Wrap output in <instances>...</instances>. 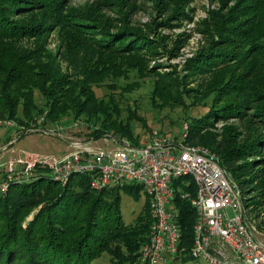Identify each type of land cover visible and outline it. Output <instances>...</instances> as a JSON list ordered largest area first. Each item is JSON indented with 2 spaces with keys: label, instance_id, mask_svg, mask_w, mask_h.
Listing matches in <instances>:
<instances>
[{
  "label": "trees",
  "instance_id": "16d2710c",
  "mask_svg": "<svg viewBox=\"0 0 264 264\" xmlns=\"http://www.w3.org/2000/svg\"><path fill=\"white\" fill-rule=\"evenodd\" d=\"M154 1L172 6L165 9L162 25L187 15L189 0ZM229 1L214 15L210 42L191 60L188 75L162 77L148 66L150 56L164 45L162 37L153 39L127 24L113 28L92 8L71 7L68 0H0V119L19 125L17 140L35 132L27 127L38 122L44 126L73 118L87 124V138L109 136L138 146L142 136L135 121L143 118L136 107L125 112L124 93L155 72L154 104L185 108L189 89L182 78L206 73L192 94L201 92L209 110L187 115L191 120L183 142L201 144L219 157L249 205L264 212V0ZM11 9L21 18L14 23L7 14ZM55 24L65 36L54 53L46 42ZM132 72L138 79L131 80ZM122 78L125 85L119 83ZM103 85L110 91L102 96L96 89ZM231 119L235 122L223 124L221 131L213 129L215 121ZM92 176L76 173L63 184L51 176L48 165L36 163L28 177L9 180L7 190H0V264H100L96 260L104 252L111 255L106 264H140L153 221L149 202L146 198V213L128 223L121 192L138 200L143 186L94 189ZM175 184L195 194L193 181L186 185L181 177ZM173 203L182 249L170 264L192 263L197 213L179 192Z\"/></svg>",
  "mask_w": 264,
  "mask_h": 264
},
{
  "label": "built area",
  "instance_id": "2783aa9c",
  "mask_svg": "<svg viewBox=\"0 0 264 264\" xmlns=\"http://www.w3.org/2000/svg\"><path fill=\"white\" fill-rule=\"evenodd\" d=\"M4 122L10 123L7 119ZM54 124V128L61 129L60 122ZM109 140L121 148L112 151L94 147L91 143L95 140L91 139L75 142L74 151L61 157H9L7 179L0 181V190L5 192L11 179L28 177L36 163L48 165L51 176L63 184L76 173L93 175L94 189L141 184L153 221L149 241L141 249L140 264L166 263L182 249L177 211L172 209L179 192L183 198H190L197 213L191 248L195 264H264V217L258 221L264 212L249 205L239 184L208 148L201 144L163 142L158 130L146 135L138 146L128 139ZM2 164L5 162L0 163V172ZM181 177L186 185L191 181L195 184L193 196L182 184H175Z\"/></svg>",
  "mask_w": 264,
  "mask_h": 264
},
{
  "label": "rangeland",
  "instance_id": "374dc122",
  "mask_svg": "<svg viewBox=\"0 0 264 264\" xmlns=\"http://www.w3.org/2000/svg\"><path fill=\"white\" fill-rule=\"evenodd\" d=\"M225 0H189L186 10L187 15L182 16L180 20H170L171 25H165L160 22L165 19L168 12L165 10L168 8L170 11L172 6H158L154 0H68V6L82 9L81 7L92 8L94 12L101 15L107 24H110L113 28L118 25H130L148 34L153 39L160 37L161 41H164V45H161L158 53L150 56L149 67L156 68L157 75L164 77L166 75L182 76L188 75V67L191 60H194L198 53L209 44V32L213 28V19L217 11H221L223 8L222 2ZM229 0H226L228 2ZM234 0H230L229 4H232ZM10 17V21L21 19L17 13H14L11 9L7 12ZM55 24L52 28L47 42L48 47L54 53L59 49V45L64 39V30H59L60 27ZM94 36L99 37L97 32ZM29 45H35V40L32 43L26 40ZM23 44L25 42H22ZM25 45V44H24ZM63 67L67 66V63L62 61ZM155 72L147 77L141 78V85L132 91L125 92L121 100V104L125 112L128 108L136 107L137 113L143 121H135L136 132L142 136V141L146 135H151L153 130L160 132V137L163 142H169L170 140L175 144H180L187 136L189 131V116H201L209 110L208 104H202L205 99L201 96V92L194 93L195 89H200V82L204 81L206 73L200 75L190 74L188 78H182L185 84V88L189 89V93L185 94V100L187 106L180 104L174 106L157 107L152 99L153 87L155 77L158 78ZM170 73V74H169ZM178 77V76H177ZM138 79L137 74L132 72L131 80ZM143 80V81H142ZM126 79H120L119 83L125 85ZM100 95L107 94L110 89L103 85L96 89ZM121 95V94H120ZM117 94V96H120ZM160 104V101L157 100ZM192 103H194L192 105ZM207 103H210L209 101ZM189 115V116H187ZM2 120V119H0ZM9 124L0 122V163L1 165L0 178L7 172L6 161L9 157L17 159L20 157H28L35 159L37 157H61L66 153L74 151L75 142H87L91 138H87V132L90 131L84 121L68 118L66 122L60 123L61 129L54 128L55 124H44L41 126L40 122L36 125L29 126L27 129L29 132L35 127L43 128L42 131L31 132L24 137L17 140L19 130L17 129L16 122L12 119ZM142 122H146L143 124ZM235 122V119L229 121H215L216 131H221L223 124H229ZM148 125V127H145ZM26 131V128L24 129ZM37 130V129H36ZM108 138V139H105ZM111 137H101L91 143L94 147H104L112 151L121 146L115 144L111 140ZM10 139V140H9ZM9 140V141H8ZM14 140V142H12ZM13 144H10V143ZM6 150V145H8ZM219 158V157H218ZM22 165H20L21 168ZM231 177L238 183V181ZM0 181H3L0 179ZM239 184V183H238ZM240 186V185H239ZM122 204L121 210L123 218L126 222L130 223L134 218L146 213L143 209L146 202V195L142 192L140 199H135L128 193L121 192ZM232 214V213H231ZM30 214L29 217H31ZM258 218L260 222L263 219ZM263 235V234H262ZM264 238V236H263ZM110 254L104 252L101 257L97 258V262L100 264L109 263ZM173 257L168 258L166 263L170 264ZM178 264H182L178 262ZM186 264H195L193 261Z\"/></svg>",
  "mask_w": 264,
  "mask_h": 264
}]
</instances>
